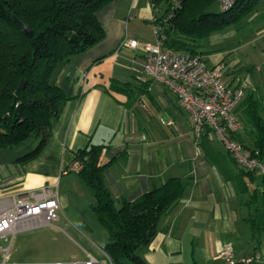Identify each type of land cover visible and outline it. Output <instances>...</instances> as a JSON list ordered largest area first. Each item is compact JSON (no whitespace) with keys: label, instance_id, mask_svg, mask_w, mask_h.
I'll return each mask as SVG.
<instances>
[{"label":"crops","instance_id":"obj_1","mask_svg":"<svg viewBox=\"0 0 264 264\" xmlns=\"http://www.w3.org/2000/svg\"><path fill=\"white\" fill-rule=\"evenodd\" d=\"M156 12L161 4L155 9L151 0H113L101 7L96 14L104 39L55 74L68 99L43 150L20 163L16 157L29 146L0 147V210L20 194L52 187L59 196V218L39 226L49 228L37 230L32 238L42 243L58 233L70 245L85 246V262L77 263V254L62 251L52 257L55 263L102 264L104 259L112 264L103 248L107 230L95 216L89 221L84 215L96 214V198L77 170H67L77 151L90 143L104 145V178L118 208L169 178L185 182L180 202L162 216L160 230L141 249L150 264H225L219 254L227 243L238 261L255 252L264 255L263 173L238 165L212 131L208 147L218 155L211 160L177 96L145 74L142 44L156 39ZM126 37L142 44L120 46ZM200 50L209 66L225 65L230 84L246 83L236 108L243 121L237 137L256 149L245 100H258L264 118V12L254 10L240 24L214 31ZM112 81L127 86L118 91L110 88ZM51 241L58 240L51 236Z\"/></svg>","mask_w":264,"mask_h":264},{"label":"trees","instance_id":"obj_2","mask_svg":"<svg viewBox=\"0 0 264 264\" xmlns=\"http://www.w3.org/2000/svg\"><path fill=\"white\" fill-rule=\"evenodd\" d=\"M113 0H0V147L29 146L16 157L26 163L36 158L52 135L68 97L55 82L60 66L105 37L97 11ZM163 45L181 52L201 53V40L214 31L238 25L262 0H238L229 9L209 10L216 0H152ZM264 1V0H263ZM220 4V3H219ZM24 24L32 29L26 32ZM125 83L110 88L123 91ZM248 121L255 128L254 146L264 157V118L258 100H245ZM210 129L201 134L209 157L215 156ZM103 144L90 143L77 151L78 170L96 198L93 210L109 234L104 250L112 264H150L141 254L160 230L163 215L180 202L185 182L169 178L160 186L118 208L104 178ZM251 173V172H249ZM264 193V191H263ZM236 264H248L237 262Z\"/></svg>","mask_w":264,"mask_h":264},{"label":"built area","instance_id":"obj_3","mask_svg":"<svg viewBox=\"0 0 264 264\" xmlns=\"http://www.w3.org/2000/svg\"><path fill=\"white\" fill-rule=\"evenodd\" d=\"M238 0H218L223 9H229ZM153 8L154 2L151 0ZM156 39L142 44L135 38H124L120 46L142 44L145 51L144 71L153 81L166 85L177 96L180 105L186 109L193 121L197 135L210 129L223 143L225 149L246 169H258L264 175V157L258 149L244 145L238 137L243 121L236 108L246 93V83L230 84L225 76V65L209 66L201 53L181 52L163 45L159 28L154 23ZM83 164L74 160L67 170H80ZM59 196L52 187L43 186L18 195L10 204L0 210V240L18 231L51 224L59 218ZM6 256L9 246L5 247ZM219 257L225 264L244 262L252 264L264 261L261 252L236 259L234 247L227 243ZM91 260L87 264H94Z\"/></svg>","mask_w":264,"mask_h":264},{"label":"rangeland","instance_id":"obj_4","mask_svg":"<svg viewBox=\"0 0 264 264\" xmlns=\"http://www.w3.org/2000/svg\"><path fill=\"white\" fill-rule=\"evenodd\" d=\"M164 4L161 3V11L164 9ZM209 10L219 11L221 10V5L218 0H216ZM255 10H260L264 12V1L258 3ZM249 14L247 17H249ZM241 23V22H240ZM206 38L202 39L205 40ZM86 218L90 221L91 217L96 218L98 221L97 214H84ZM100 222V221H99ZM64 227L63 225H61ZM103 226V225H102ZM104 227V226H103ZM35 227L33 229H28L25 231H18L14 237L12 235L7 236V238H3L0 240V264H25V263H49L55 264L52 260V257L55 255H59L62 251H66L65 254L75 253L77 254V263L85 262L86 258V250L85 246L82 243L78 245H70L67 239H62L58 233L51 234L48 236L49 240L43 241L42 243H38L34 241L32 235L37 232V230H44V228H49V226L43 227ZM65 228V227H64ZM105 228V227H104ZM54 237V240H58L56 243L51 241ZM32 238V239H31ZM54 243V244H53ZM63 248H61V245ZM9 246V253L6 256L5 247ZM83 250H82V249ZM47 261V262H45ZM60 263V262H59ZM68 263L67 261L61 262L60 264ZM102 264H110L108 260L102 259Z\"/></svg>","mask_w":264,"mask_h":264},{"label":"water","instance_id":"obj_5","mask_svg":"<svg viewBox=\"0 0 264 264\" xmlns=\"http://www.w3.org/2000/svg\"><path fill=\"white\" fill-rule=\"evenodd\" d=\"M24 26H25L26 32L29 34H32V29L27 24H24ZM3 264H5V263H3ZM25 264H49V263H25ZM55 264H60V263H55ZM65 264H75V263H65Z\"/></svg>","mask_w":264,"mask_h":264}]
</instances>
